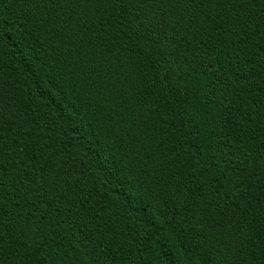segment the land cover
Segmentation results:
<instances>
[{
    "label": "trees",
    "instance_id": "1",
    "mask_svg": "<svg viewBox=\"0 0 264 264\" xmlns=\"http://www.w3.org/2000/svg\"><path fill=\"white\" fill-rule=\"evenodd\" d=\"M0 264H264V0H0Z\"/></svg>",
    "mask_w": 264,
    "mask_h": 264
},
{
    "label": "snow or ice",
    "instance_id": "2",
    "mask_svg": "<svg viewBox=\"0 0 264 264\" xmlns=\"http://www.w3.org/2000/svg\"><path fill=\"white\" fill-rule=\"evenodd\" d=\"M189 2L193 4H197V3L203 4V3H206L207 0H189Z\"/></svg>",
    "mask_w": 264,
    "mask_h": 264
}]
</instances>
